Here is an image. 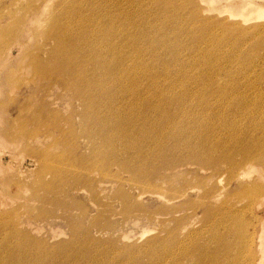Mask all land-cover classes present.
<instances>
[{"label":"rangeland","instance_id":"1","mask_svg":"<svg viewBox=\"0 0 264 264\" xmlns=\"http://www.w3.org/2000/svg\"><path fill=\"white\" fill-rule=\"evenodd\" d=\"M257 25L264 27V0H0V264H171L174 249L185 256L180 264H193L200 248L221 244L202 223L206 208L238 211L244 230H259L264 170L247 178L248 166H228L248 150L264 156V94H252L264 93ZM73 61L83 67L61 77ZM97 67L106 73L95 87ZM80 74L91 87L83 89ZM75 80L87 94L69 89ZM160 94L187 96L188 107L197 95L210 102L212 131L180 140L191 153L170 158V146L144 145L110 163L103 150L98 166L81 168L103 142L90 143L80 128L81 100L102 115L155 116L147 101ZM165 161L179 167L168 184L136 183L134 170L160 184L153 169ZM253 178L258 190L242 189ZM238 258L253 264L248 252Z\"/></svg>","mask_w":264,"mask_h":264},{"label":"bare ground","instance_id":"2","mask_svg":"<svg viewBox=\"0 0 264 264\" xmlns=\"http://www.w3.org/2000/svg\"><path fill=\"white\" fill-rule=\"evenodd\" d=\"M47 0H42V4H44ZM42 6V5H40ZM245 7V6H244ZM39 8V5H35L31 8L32 12H36ZM250 8V7H249ZM251 11H255L251 10ZM118 15V14H117ZM255 30L251 33V37L258 35L262 33L264 30V27L262 28V25L255 26ZM45 37V36H44ZM110 41V39H109ZM74 63H71V66L69 68H65L62 73L65 74V76L60 75L61 77L68 78V75L71 77L73 76V71H77V67H83V65H78L77 62L73 61ZM127 62H131L130 60H127ZM73 68L75 70H73ZM97 81L93 82L95 84V87H97L98 83H101L102 76L106 73L104 72V69H100L97 67ZM131 78L135 79V77H132V72L130 73ZM108 75H114V73H109ZM93 76L95 78V73H93ZM81 78V82L84 83L85 86L91 87L90 82L87 80V76L79 75V79ZM104 79V78H103ZM69 82V81H68ZM68 82H62L59 81V83H64L65 86ZM75 85L70 82L69 83V89L75 88L77 93L75 94H87L85 92H78L81 91V86L79 83ZM108 92L107 90L102 89L100 92ZM252 94H264L259 92H254ZM175 95H158V96H151L150 101H147L149 105H151V109L154 110L155 116H149L144 112H137L139 113V117L136 115L130 116L129 114L127 116L115 114L113 112H109L108 114L102 115L98 107L91 105L90 102L86 101L83 103L81 100V104L85 106L86 113L85 115L81 116V123L80 128L85 129L87 133V139L90 143L94 144L98 138H102L103 142L100 146L97 147L100 149V152L95 149L93 152L92 159L83 162H80L81 168H83V165L88 164L89 167L87 169H84L85 172H90L94 167L98 166L97 161V154H100L103 150H108L111 154L110 163L114 162V160H119V157L122 155L129 154L131 152H136L137 150H141L142 147L145 145L146 147H149L150 150H162V149H168L170 146V150H168V155L170 158L176 157L177 153L180 151H187V153H191L193 148L191 144L189 143H183V141H180L181 139L191 137L200 138L205 133L211 132V121L212 118L209 117L208 112L209 108L211 107L210 102L204 99L203 96L197 95L196 100L197 102H192L191 107L187 106V96L184 98H180L173 101V97ZM185 96V95H184ZM196 96V95H195ZM194 96V98H195ZM220 95L219 97H221ZM238 95L236 94H226L224 97L226 98H236ZM82 99V97H81ZM209 102V103H208ZM240 103L237 105L239 108ZM195 105V106H194ZM206 105H208V110L206 111ZM194 106V107H193ZM180 109V110H179ZM179 110V111H178ZM181 114H185L187 117L183 119L181 117ZM86 118H85V117ZM152 122V123H151ZM93 125V130L88 131L87 127L89 125ZM194 125H196V129L194 131ZM193 126L192 132L189 131V128ZM194 131V132H193ZM136 140H140L139 146H136L134 142ZM150 141V143H149ZM148 145V146H147ZM151 145V146H150ZM2 149V147H0ZM132 150V151H131ZM2 150H0V153ZM261 153H264L263 150L260 151ZM44 154H39V157L43 156ZM148 155V154H146ZM246 156L244 159L240 161H231L229 163V169L232 171H235L239 166H248L247 173L250 177V175L257 170H264V156H262L260 153H253L251 150H248L245 154ZM150 157V156H147ZM167 156V158H169ZM167 162V161H165ZM160 164L158 168H154L153 171L156 172V177L158 176L157 180L160 181V184H155L148 181L147 176L142 172L140 173L139 177L134 175L133 173H136L135 170L132 171V175L134 180H136V183L142 184L144 183V187L146 189H159L162 188L164 184H168L170 180L175 176L176 169L179 168L177 164L174 162L168 161L167 163ZM133 162H130L127 166L132 165ZM46 167H54L52 163H50L49 159L45 162ZM128 169H131V167H128ZM138 172H141L138 170ZM264 172V171H262ZM260 171V173L262 174ZM105 174V173H103ZM254 176V174H252ZM257 177V176H256ZM245 177V179H247ZM252 178V177H250ZM260 178V177H257ZM242 174L237 176V180L244 181ZM248 180V179H247ZM257 179L253 178L250 179L248 185H242V189L247 190V192H253L257 191L258 188L256 186ZM142 182V184H141ZM219 182V181H218ZM241 182V183H242ZM247 182V181H245ZM76 192H80L81 189H75ZM215 199V197H212ZM218 200V197H217ZM216 200V201H217ZM238 211H233L230 214H222L219 211V208H215L214 210L211 208H206L204 219L202 220V223H207L213 225L210 227H214L216 234L218 238H221L220 241V247L218 249H215L211 246L205 245L202 248L199 249V254L196 258V263L193 264H213L214 259L217 258V254L221 251V257L217 259V264L220 263V260L224 258L225 261L226 258H229L230 256H233V264L239 263L238 256L243 252H248L249 255L252 257V263L253 264H264V220L262 223H260L259 230L257 229L258 226L253 228H246L243 229V220L239 214ZM208 227V228H210ZM205 228V229H208ZM253 234L255 238L254 245H248L246 244L245 240ZM232 236V237H231ZM180 245V244H179ZM138 255L141 253H145L147 251L150 252V250H143V249H137L135 250ZM212 251L211 256L212 261L210 262L204 254H208ZM218 252V253H217ZM177 250L174 249L173 252H169L168 257H171L174 261L171 264H180L182 261V258L185 257L183 254H176ZM258 256V258H257ZM127 259V258H126ZM130 260L134 261L136 260V257L130 258Z\"/></svg>","mask_w":264,"mask_h":264}]
</instances>
